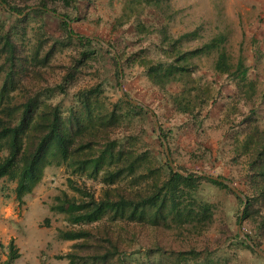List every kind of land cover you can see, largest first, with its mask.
<instances>
[{
	"label": "trees",
	"instance_id": "trees-1",
	"mask_svg": "<svg viewBox=\"0 0 264 264\" xmlns=\"http://www.w3.org/2000/svg\"><path fill=\"white\" fill-rule=\"evenodd\" d=\"M81 1L84 0H0V11L6 15L0 18V180L16 183L15 195L21 200L41 180L48 165L64 166L80 177L99 179V195L85 182L68 179L75 194L62 192L55 197L51 211L65 215L70 225L59 230L58 236L74 242L72 251L60 258L70 264L106 263L113 259L116 264H132L134 257L142 255L149 262L153 255L168 254L160 244L161 227L201 236L209 226L214 205L202 194L204 182L225 190L239 207L243 201L225 185L188 172L180 165L177 169L185 176L174 173L166 162L151 168L139 123L140 117L150 113L122 96L106 106L101 100L105 92L102 81L77 88L82 77L94 69V63L104 58L103 54L116 66L109 49H104L96 38L75 36L71 27L69 30ZM86 1L89 4L91 0ZM140 1L159 6L161 0ZM27 9L31 10L25 16ZM46 13L57 15L62 36L49 42L51 37L41 32L27 53L25 20L29 15ZM133 19L138 41H148V46L125 54L114 44L103 42L116 52L122 66L140 64L162 96L171 97L178 113L190 116L195 133L207 119L199 118L204 105L223 95H211L207 82H199L181 94H172L167 85L193 77L197 71L194 58L217 52L214 72L234 89L226 96L225 139L232 160L241 168L238 175L226 180L240 185L235 187L246 198L241 222L249 221L254 232L242 233L264 252V87L258 91V78L250 77L242 60L235 65L230 62L223 49V36L193 49H182L184 36H170L164 25L147 29L138 13H133ZM63 50L71 54L65 64L56 67L62 71L60 78L46 80L44 68L51 67V58ZM115 76L118 78L117 70ZM125 96L129 98L127 93ZM154 115L158 119L156 112ZM159 125L175 162L171 132L163 129L160 122ZM209 152L204 150L200 156ZM239 216L237 213L235 217L237 227ZM231 238L264 261L240 237L238 229ZM234 243L225 249L204 247L201 251L190 248L173 252L171 257L175 256V260L171 264H218L223 258L219 252L228 251ZM6 249L3 264H12L19 257L12 240Z\"/></svg>",
	"mask_w": 264,
	"mask_h": 264
},
{
	"label": "rangeland",
	"instance_id": "rangeland-1",
	"mask_svg": "<svg viewBox=\"0 0 264 264\" xmlns=\"http://www.w3.org/2000/svg\"><path fill=\"white\" fill-rule=\"evenodd\" d=\"M76 11V20L70 24L75 36L108 41L121 48L125 54L149 44L148 41H138L133 13H138L147 29L164 25L170 36H184L182 49H193L213 38L223 36V49L230 62L235 65L242 60L250 70V77L258 78V91L264 87V0H161L159 6L145 5L140 0H91L89 4L84 0L78 4ZM0 18H6L1 11ZM25 26L24 44L27 53L34 48L41 32L44 36L51 37L49 42L62 36L58 17L51 13L29 15ZM151 38L156 40L157 37ZM69 54V50L54 54L51 67L44 68L46 80L60 78L62 71L56 67L65 64ZM111 55L115 58L116 66L103 54L104 58L94 63V69L82 77L77 88L102 81L105 92L101 100L109 106L121 97V86L129 99L142 103L153 114L156 112L159 115L158 124L160 122L163 129L171 132L170 147L175 158V162H172L176 168L180 165L198 176L207 174L224 179L238 175L240 165L232 160L233 154L225 139L227 125L224 116L225 104L228 103L226 96L231 95L234 89L214 72L217 52L194 58L193 64L197 66L195 75L167 85L172 94H181L182 90L190 91L199 82H207L211 95L217 92L223 95L204 105L199 118L207 116V119L196 133L190 125V116L178 113L171 97L162 96L148 81L140 64L124 67L115 51ZM116 70L118 78L115 76ZM40 84L43 85V81ZM64 114L66 115V111ZM261 121L264 122V107ZM139 123L143 130V142L150 153L149 166L159 168L164 162L168 164L164 148H161L159 137L154 132L152 115L140 117ZM204 150L210 152L201 157ZM68 179L77 183L85 182L96 195H99L102 188L99 179L80 177L64 166L55 165L44 167L41 180L21 200L15 195L16 183L5 178L0 180V245L3 246L0 248V264L6 260V246L10 240L19 254L12 264H70L60 256L72 251L74 242L63 241L58 236L59 230H65L70 225L65 215L50 209L55 204V197L62 192L69 196L75 194L68 186ZM202 194L214 205L212 221L204 233L199 236L195 233L189 234L186 230L175 231L161 227L160 244L168 254L161 257L153 255L149 262L142 255H138L134 257L136 259L132 264H171L175 260V256L171 257L173 252L187 251L190 248L201 251L204 247L225 249L230 243H234L231 235L238 229L235 217L237 213L240 214L243 205L239 207L233 196L206 182L202 184ZM240 225L241 231L249 234L254 232L249 221H243ZM219 253L223 258L218 264H264L262 259L236 243L228 251ZM95 264H116V260Z\"/></svg>",
	"mask_w": 264,
	"mask_h": 264
},
{
	"label": "water",
	"instance_id": "water-1",
	"mask_svg": "<svg viewBox=\"0 0 264 264\" xmlns=\"http://www.w3.org/2000/svg\"><path fill=\"white\" fill-rule=\"evenodd\" d=\"M5 9H8L6 5H2ZM32 9V8H31ZM31 9H27L25 11V13L23 15H25L27 12H30ZM34 9V8H33ZM53 14V13H51ZM23 15L19 16V17H22ZM55 15V14H54ZM57 16V15H55ZM69 30H70V23H69ZM91 40H93L94 38H90ZM95 41L99 42L102 46L108 48L112 53H114V50L111 49L110 47H108L107 44H105L103 41L99 40V39H94ZM119 73H120V77H121V70H119ZM121 81V80H120ZM121 84V82H119ZM120 94L121 96L123 97V99L131 104H133L134 106H138L140 108H143L144 110L148 111L152 117H153V122H154V129H155V132L157 134V136L159 137V140L160 142L162 143L163 145V148H164V151H165V155H166V158H167V161H168V165L169 167L171 168V170L174 172V173H178L180 175H183L185 176L186 174L182 173L180 170H178L176 168V166L173 164L171 158H170V154H169V150H168V146L166 144V141L165 139L161 136V132H160V128H159V124L157 122V118L156 116L153 114V112L151 110H149L148 108H146L142 103L140 102H137V101H134V100H131L129 99L128 97L125 96V93L122 89V87L120 86ZM199 176L201 177H204V178H207L209 180H212V181H215V182H218L222 185H225L226 187H228V189L233 192L237 197H239L242 201H243V206L241 208V211H240V221L238 223V233L240 235V237L247 243V245L253 249L258 255H260L262 258H264V252L259 250L258 248H256L253 243L251 241L248 240V238L242 233L241 231V218H242V215H243V210H244V207L246 205V198L245 196L228 180L224 179V178H220V177H216V176H210V175H207V174H200Z\"/></svg>",
	"mask_w": 264,
	"mask_h": 264
}]
</instances>
